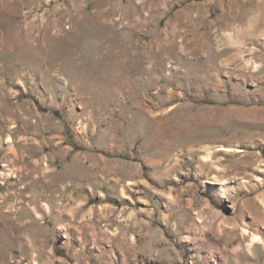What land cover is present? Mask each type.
Segmentation results:
<instances>
[{"label":"rangeland","instance_id":"374dc122","mask_svg":"<svg viewBox=\"0 0 264 264\" xmlns=\"http://www.w3.org/2000/svg\"><path fill=\"white\" fill-rule=\"evenodd\" d=\"M0 264H264V0H0Z\"/></svg>","mask_w":264,"mask_h":264}]
</instances>
